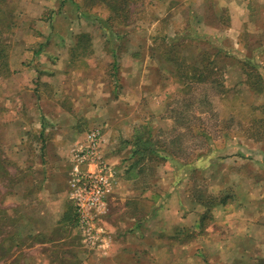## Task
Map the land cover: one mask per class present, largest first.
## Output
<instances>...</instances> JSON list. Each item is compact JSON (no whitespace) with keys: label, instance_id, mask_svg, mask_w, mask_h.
Here are the masks:
<instances>
[{"label":"crops","instance_id":"1","mask_svg":"<svg viewBox=\"0 0 264 264\" xmlns=\"http://www.w3.org/2000/svg\"><path fill=\"white\" fill-rule=\"evenodd\" d=\"M155 2L163 8L156 19L171 23L160 39L165 46L179 39L185 47L210 51L208 61L201 53L182 55L186 77L193 79L192 71L203 67L211 81L221 82L216 100L242 98L243 104L212 107L222 137H205V150L187 154L179 148L176 154L166 146L186 145V131L200 138L204 126L198 106L184 109L178 117L182 139L171 142L176 123L168 114L176 110L170 104L178 94L171 96L181 90L155 92L156 61L168 66L164 74L174 80L171 61L150 55L156 27L143 28L144 42L131 41L125 80L139 81L144 60L151 77V85L141 88L147 103L140 106L136 92L129 102L132 90L116 92L114 74L122 82L128 65L114 48L102 49L112 61L100 57L101 27L59 28L64 14L53 15L50 45L39 46L33 63L21 61L20 73L0 78V264L264 261V90L247 83L249 63L235 56L255 55L253 64L264 70V0ZM140 50L148 54L141 63L135 58ZM8 62L11 68L12 56ZM30 71L31 80L23 78ZM185 94L196 102L197 95ZM254 125L261 132L252 135ZM97 129L111 174L104 207L88 211L93 221L87 233L76 214L75 167L87 172L97 166L78 163L76 155ZM234 220L246 231L239 240L231 236Z\"/></svg>","mask_w":264,"mask_h":264},{"label":"rangeland","instance_id":"2","mask_svg":"<svg viewBox=\"0 0 264 264\" xmlns=\"http://www.w3.org/2000/svg\"><path fill=\"white\" fill-rule=\"evenodd\" d=\"M157 8L159 9L158 12L157 10L153 13V10L149 11L150 9ZM162 9L163 8L159 7L158 4H156L155 0H42L37 2H31L29 0H0V31L5 32V42L10 43L9 56H12L13 63L10 68V73H12V70L15 71V74L20 73L16 69L20 68L19 63L21 61L25 64H27L28 62L33 63L39 46L50 45L52 34L49 33L52 29L51 27L55 26L54 23L51 22V18L56 14L58 16L64 14L65 18H60L56 24V26H58L59 28L74 26V28H76L77 30H81L90 27L92 28L95 26L101 27L102 34L98 35V48L100 57H104L107 62L112 61V54L107 51L104 54L102 49L104 46L105 50L114 48L116 49L117 53L118 51L120 53L116 57L121 58L120 60L128 65H124V69H122L121 71V73H124L122 74V82L117 78L116 74H114V77H116V92L121 89L122 93L125 95V92L132 90L127 94V101L128 98H131L132 96L130 95V92L133 93L134 101V92H136L140 102L139 105L142 106L147 103L148 98L142 97V94H145L146 92H144L145 90H143L142 92L141 88L145 89L147 85H151L150 75L147 80V67L145 66L146 61L144 60L148 56V54H146V50H140L139 52L135 53L136 56L134 55L136 59L140 60V63L141 60H144V63L140 64L139 66V81L137 80L133 83H130L129 81L125 80L130 79L128 75L131 72V66L128 62H130V50L132 49V47H134L131 41L133 37V40L134 38H138L140 42H144L146 40L147 33H143V31H145V29L143 28L149 27L150 25L155 26L156 32L154 30V33L156 41L153 44L154 46H152L153 49L151 50L150 55L153 53V55H155V57L153 56L154 59H156L157 57H161L163 59L166 58V60L171 61V73L173 74L172 78L174 79L172 82H170V76L168 77V75L164 74V72L167 73L166 67L168 66H166L159 60L156 61V63H154L155 92L163 91L165 89H178V87H180L179 89L181 90L180 92H173L171 96L173 97L178 94L176 99H174L170 104V106L176 110H172V113L170 115V108V112L168 114L169 117H174L172 118V120H170L171 125L173 126V124L176 123L174 131H172L171 134V142L173 140L178 142V139L179 141L182 139H180L178 135V132L180 131V128L178 126V117L181 116L180 112H183L184 109L198 106V115H200L199 117L202 118L200 119V121L203 122L201 126H204V131H201L200 138L197 137L195 139L191 137V134H189V132L186 131V145L180 144V146L170 144V146L166 147L170 148V151H174L176 154H179V148L186 151L187 154L192 153L195 148L200 151L205 150V137L213 139L222 137V130L218 128L213 116L209 114L210 109L214 106H216V109H218L223 105H242L243 99L236 98L233 100L230 99L221 101L219 98L218 100H216V94H218V90L215 87L216 84L215 82L211 81L213 78L210 72L206 69L203 70V67H201L200 69H194L192 71L194 75L193 79H188L186 77L189 69L182 63V55L189 53L192 56H199L201 53L205 56V60L208 61L210 57V51L203 50L202 48L195 45H191V47L189 48V44L185 47V44L180 42L179 39H174V37H176L175 35H172L171 37L176 40V44L173 46H165V44L160 41V39L164 36H168L165 33V29L169 28L171 23L167 22L166 20H160L159 17L156 19L159 14L163 15ZM174 21L178 22L179 20L177 18ZM4 24H8L7 29H4L2 27V25ZM177 25L178 23H175V26ZM29 28L30 32H27L26 30H29ZM138 30L142 31L139 36L136 33V31L138 32ZM177 37H179V35ZM235 54L238 53L236 52ZM235 56H237V58H241L242 60L244 59L249 63L247 67L248 70L246 72L247 83L252 88L256 89V91L264 90V70L258 69V67L253 64L254 61H256L257 57L255 55L248 56L249 58L242 57L241 55ZM14 64H16V66H14ZM118 72L119 71H117V73ZM34 75V72L30 71V77L28 76V74H24L23 78L28 77V80H31V77ZM185 93H191L192 95L198 96V98L196 99V103L193 106H190L192 103L189 98L190 95H186ZM183 98L185 99L184 101ZM168 99L169 98H167V100ZM155 122H158L157 119H155ZM230 126L231 124L229 121L226 127ZM156 129L153 131H156ZM259 131L261 132V128L258 127V125L252 126V135ZM158 139H160L158 140L159 142L165 141L167 138L158 137ZM167 140L170 142L169 139ZM254 196L256 197L257 195L255 194ZM229 199H232V194H229ZM232 229L233 232L231 236L236 240H239V238L241 239L245 236V228H242L239 225V222H237L236 220L233 221ZM254 264H264V261L255 260Z\"/></svg>","mask_w":264,"mask_h":264},{"label":"built area","instance_id":"3","mask_svg":"<svg viewBox=\"0 0 264 264\" xmlns=\"http://www.w3.org/2000/svg\"><path fill=\"white\" fill-rule=\"evenodd\" d=\"M101 132L92 130L88 134L86 146L76 155V160L81 164H95L96 171H83L75 167L76 214L80 227L84 232H90L92 217L89 210H100L105 205L106 189L109 182L111 169L100 153Z\"/></svg>","mask_w":264,"mask_h":264},{"label":"trees","instance_id":"4","mask_svg":"<svg viewBox=\"0 0 264 264\" xmlns=\"http://www.w3.org/2000/svg\"><path fill=\"white\" fill-rule=\"evenodd\" d=\"M7 26L8 24L2 25L4 29H7L8 28ZM4 35L5 32L0 31V78L7 76L10 73V67L8 62L10 44L9 42H5L6 39L4 38ZM215 84L217 85V87L221 88L220 81H215ZM190 101H192L190 106H193L196 103L194 100H190Z\"/></svg>","mask_w":264,"mask_h":264}]
</instances>
